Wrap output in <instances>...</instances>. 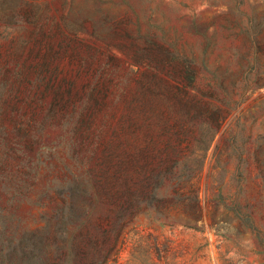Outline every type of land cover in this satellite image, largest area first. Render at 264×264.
Wrapping results in <instances>:
<instances>
[{
  "label": "trees",
  "instance_id": "16d2710c",
  "mask_svg": "<svg viewBox=\"0 0 264 264\" xmlns=\"http://www.w3.org/2000/svg\"><path fill=\"white\" fill-rule=\"evenodd\" d=\"M70 1L52 16L29 3L21 25L1 32L9 45L0 51V264L91 263L118 246L166 179L175 195L159 207L180 208L188 188L191 219L200 218L194 174H177L175 158L154 153L183 147L186 119L207 111L193 92L194 58L164 39L152 0L146 24L155 31L143 30L126 0L112 3L137 22L101 8L76 11ZM124 22L137 24L136 35L127 33L131 59L147 64L132 78L109 72L110 30ZM154 50L163 74L147 61Z\"/></svg>",
  "mask_w": 264,
  "mask_h": 264
},
{
  "label": "rangeland",
  "instance_id": "374dc122",
  "mask_svg": "<svg viewBox=\"0 0 264 264\" xmlns=\"http://www.w3.org/2000/svg\"><path fill=\"white\" fill-rule=\"evenodd\" d=\"M112 1L71 0L68 5L76 11L124 13L137 22L132 10L126 14ZM126 1L138 12L143 30L155 31L146 24L150 0ZM29 3L50 16L66 6L64 0H0L1 52L9 45L2 30L20 26ZM152 3L153 23L166 32L164 39L193 57L200 72L199 89L193 92L203 97L207 111L186 119L183 147L154 151L175 158L177 174H194L200 218L191 219L188 188L180 208L165 212L159 207L175 195L166 179L154 197L144 199L145 210L126 223L116 248L95 253L91 263L76 259L63 264H264V0ZM9 19L16 22L9 25ZM136 27L124 22L110 30L109 72L115 76L132 78L147 66L131 59L127 33L136 35ZM145 44L139 41L140 47ZM147 56L158 67L154 71L163 74L161 55L154 50Z\"/></svg>",
  "mask_w": 264,
  "mask_h": 264
}]
</instances>
